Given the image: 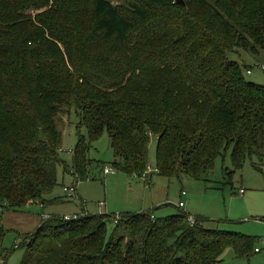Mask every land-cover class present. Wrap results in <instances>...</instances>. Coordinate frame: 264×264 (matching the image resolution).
<instances>
[{
  "label": "trees",
  "instance_id": "1",
  "mask_svg": "<svg viewBox=\"0 0 264 264\" xmlns=\"http://www.w3.org/2000/svg\"><path fill=\"white\" fill-rule=\"evenodd\" d=\"M235 48L264 49V0H0V212L58 184L59 115L72 107L87 128L71 150L77 179L104 129L130 175L145 174L153 139L168 177L199 178L229 148L236 166L263 158L264 84L246 79ZM43 214L21 264H227L229 247L256 252L254 237L185 211ZM5 234L0 222L6 258L16 246Z\"/></svg>",
  "mask_w": 264,
  "mask_h": 264
},
{
  "label": "rangeland",
  "instance_id": "2",
  "mask_svg": "<svg viewBox=\"0 0 264 264\" xmlns=\"http://www.w3.org/2000/svg\"><path fill=\"white\" fill-rule=\"evenodd\" d=\"M233 51L229 56L243 66L246 79L264 84V49L235 48ZM59 116L60 154L68 167L66 170L59 168L58 184L44 194L46 201L0 212V222L6 230L3 247L12 250L16 246L6 258L0 253V258L5 259L0 264H21L28 243L34 238L32 234L43 221L42 213L61 220H69V217L82 213H106L115 220L122 211H152L160 218L185 211L206 217V228L252 236L259 249L250 257L240 258L229 247L221 255L223 263L264 264V157L254 154L236 166L232 148H229L216 156L212 170L199 178L186 173L171 177L157 173L147 177L130 175L115 167L114 162L119 157L114 154L110 135L104 129L90 141L89 157L93 163L88 167V178L77 179L72 172L71 150L79 133L87 135V128L80 125L75 107ZM156 156L157 145L153 139L148 164L155 167ZM105 167L115 172L104 173ZM70 186L76 189L72 194L64 188ZM181 200L185 203L183 207L178 206ZM101 201L105 204L100 205ZM113 225L109 224V233ZM32 262L33 259L29 264Z\"/></svg>",
  "mask_w": 264,
  "mask_h": 264
},
{
  "label": "built area",
  "instance_id": "3",
  "mask_svg": "<svg viewBox=\"0 0 264 264\" xmlns=\"http://www.w3.org/2000/svg\"><path fill=\"white\" fill-rule=\"evenodd\" d=\"M159 169L155 166H151L150 164H147V167H146V171H145V174L144 176L147 177L149 174H153V173H158ZM115 170L114 169H111V168H108V167H105L104 168V173H114ZM65 190L69 193V194H72L74 191H75V188L73 186H70V187H65ZM244 190L241 189V192H243ZM184 192V191H183ZM100 205H104L105 203L103 201H101L99 203ZM184 201H179L178 203V206L179 207H183L184 206ZM49 215H43L44 218H47ZM77 215H74L72 217H69V219H73V218H76ZM118 218L115 219V221H117ZM189 220L190 222L194 223V218L192 216L189 217ZM256 251H258L259 249L256 247L255 248ZM0 262H5V259L4 258H0Z\"/></svg>",
  "mask_w": 264,
  "mask_h": 264
},
{
  "label": "water",
  "instance_id": "4",
  "mask_svg": "<svg viewBox=\"0 0 264 264\" xmlns=\"http://www.w3.org/2000/svg\"><path fill=\"white\" fill-rule=\"evenodd\" d=\"M176 1L179 2V3H184V0H176Z\"/></svg>",
  "mask_w": 264,
  "mask_h": 264
},
{
  "label": "crops",
  "instance_id": "5",
  "mask_svg": "<svg viewBox=\"0 0 264 264\" xmlns=\"http://www.w3.org/2000/svg\"><path fill=\"white\" fill-rule=\"evenodd\" d=\"M184 191V190H183ZM185 192V191H184ZM183 201V200H182Z\"/></svg>",
  "mask_w": 264,
  "mask_h": 264
}]
</instances>
